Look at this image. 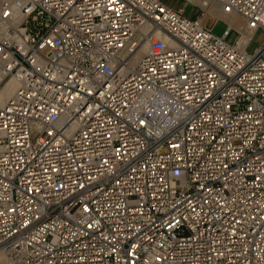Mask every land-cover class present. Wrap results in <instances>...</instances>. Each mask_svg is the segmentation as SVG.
Here are the masks:
<instances>
[{
  "label": "built area",
  "instance_id": "built-area-1",
  "mask_svg": "<svg viewBox=\"0 0 264 264\" xmlns=\"http://www.w3.org/2000/svg\"><path fill=\"white\" fill-rule=\"evenodd\" d=\"M180 1L0 0L2 264H264V0Z\"/></svg>",
  "mask_w": 264,
  "mask_h": 264
},
{
  "label": "rangeland",
  "instance_id": "rangeland-1",
  "mask_svg": "<svg viewBox=\"0 0 264 264\" xmlns=\"http://www.w3.org/2000/svg\"><path fill=\"white\" fill-rule=\"evenodd\" d=\"M167 4L174 6V7H183L185 9L186 15L189 18L195 19L199 16L200 11L198 7H195L192 4H184L180 0H164ZM227 21V20H226ZM225 19H221L218 17L210 16L208 15L205 18V24H208L209 26L213 27L214 33L217 35H221L223 33V30L228 26L226 23ZM235 26L239 27L242 26V22L240 20H236ZM237 36V33L232 36L230 41H234ZM264 39V33L263 31H258L249 47V52H252L255 48H257L261 43L263 42ZM3 261H0V264H2Z\"/></svg>",
  "mask_w": 264,
  "mask_h": 264
},
{
  "label": "bare ground",
  "instance_id": "bare-ground-1",
  "mask_svg": "<svg viewBox=\"0 0 264 264\" xmlns=\"http://www.w3.org/2000/svg\"><path fill=\"white\" fill-rule=\"evenodd\" d=\"M210 10V16H214V17H218L221 19H225L227 21H230L231 23H233L235 25V21L236 20H240L242 22V26H239L238 28H244V23L243 21L238 17V16H234V15H226L221 11V8L218 5H212ZM205 21V19H204ZM143 52L147 51V47L145 46L143 49ZM15 83L11 82L8 84V86L2 91L0 92V102L4 99V97L10 96L11 94H13L14 90H15ZM0 261H3V258L0 256Z\"/></svg>",
  "mask_w": 264,
  "mask_h": 264
},
{
  "label": "crops",
  "instance_id": "crops-1",
  "mask_svg": "<svg viewBox=\"0 0 264 264\" xmlns=\"http://www.w3.org/2000/svg\"><path fill=\"white\" fill-rule=\"evenodd\" d=\"M176 8V7H175ZM177 8H180V7H177Z\"/></svg>",
  "mask_w": 264,
  "mask_h": 264
}]
</instances>
